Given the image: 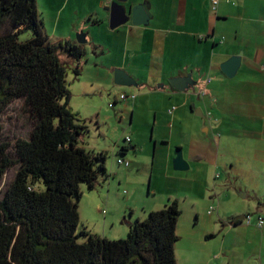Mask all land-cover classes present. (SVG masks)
Wrapping results in <instances>:
<instances>
[{"label": "rangeland", "instance_id": "1", "mask_svg": "<svg viewBox=\"0 0 264 264\" xmlns=\"http://www.w3.org/2000/svg\"><path fill=\"white\" fill-rule=\"evenodd\" d=\"M251 10L245 15V22H237L240 26L234 25L233 20L219 23L213 66L189 72L182 91L174 89L170 80L163 89H159L162 84L155 82L154 70L159 71L158 65L167 67V71L177 70L168 61L145 64L139 60L137 66L141 68L136 79L133 78L139 86H117L114 71L124 70H112L117 63L113 53L103 56L90 37L81 45L84 55L78 62L56 44V54L68 66V108L87 128L80 146L94 153H106L107 171L113 173L108 178L110 187L107 178H101L94 190L80 184L78 233L86 231L109 240L125 239L129 225L176 202L181 214L176 226L179 240L175 251L182 256L181 248L190 237L205 241L211 234L209 231L217 233L222 229L216 211L208 214L221 199L228 213L250 216L251 220L250 225L234 227L226 237L223 264L247 261L264 264V236L260 239L264 226L261 230L256 226L258 216L264 219V89L258 90L256 86L264 73H260V64L250 58L256 56L255 49L264 43V14L258 9ZM211 15L215 18V11ZM31 38V32H24L18 39L24 42ZM226 46L237 47V53L244 55L232 79L220 69L230 58L226 56ZM185 53L187 63L194 62L196 50L190 47ZM77 63L80 71L76 77L73 69ZM208 79L210 83L204 88ZM202 90L205 97L197 99ZM134 95L136 108L132 104ZM121 96L124 99L120 100ZM193 102H196L194 109ZM171 107L177 108L173 118L167 114ZM197 110L205 115L210 111L218 124L208 128V122L196 114ZM206 127L208 133L204 132ZM31 129V122L22 112V102L11 103L0 117V145H8L6 153L10 159H17L15 144L27 139ZM123 146L127 148L124 153L120 150ZM132 146L134 150H130ZM177 151H181L188 170L175 169ZM119 158L130 163V168L119 167ZM17 169L16 165L5 172L0 182V200ZM36 187L40 192L45 190L42 182ZM239 193L245 197L241 198ZM219 232L208 242L216 245L223 236ZM84 241L85 238H80L78 243Z\"/></svg>", "mask_w": 264, "mask_h": 264}, {"label": "trees", "instance_id": "2", "mask_svg": "<svg viewBox=\"0 0 264 264\" xmlns=\"http://www.w3.org/2000/svg\"><path fill=\"white\" fill-rule=\"evenodd\" d=\"M43 28L36 0H0V117L19 100L32 125L15 144L16 160L0 145V182L18 166L0 200V264H177L176 202L129 225L125 239L77 232L80 184L94 190L109 177L107 154L80 146L87 128L68 108V66ZM24 32L32 38L20 42ZM58 45L75 62L84 55L81 45Z\"/></svg>", "mask_w": 264, "mask_h": 264}, {"label": "crops", "instance_id": "3", "mask_svg": "<svg viewBox=\"0 0 264 264\" xmlns=\"http://www.w3.org/2000/svg\"><path fill=\"white\" fill-rule=\"evenodd\" d=\"M36 4L43 20L44 33L52 44L69 42L77 45V35L84 33L86 39L90 37L96 48L101 49L103 56L113 53V59L117 63L112 65V70L114 68L123 69L129 76L136 79L137 71L141 68L137 66L138 62L150 64L168 61L177 70L167 71V67L157 66L159 71L154 70V78L157 80L155 82L163 85L159 89L165 88L167 80L171 82L184 80L193 70L199 72L213 66L215 43H218L215 40V31L220 22L227 23L233 20L234 25L238 26L237 22H245V15L251 12V9H258L264 14V0H217L215 9L212 0H126L119 3L126 10L140 4L148 5L152 16L149 25L138 27L129 21L127 24L111 30L109 28V12L105 11V8L108 7L105 0H36ZM213 11H215V18L211 15ZM209 37L212 38L211 41H209ZM104 38L105 42L102 41ZM190 47L194 48L197 53L194 62L187 63L188 61L184 57H186V49ZM226 50L228 51L226 56L231 57L238 54L237 47L226 46ZM255 50L256 56H250V58L260 64L259 70L263 74L264 43L260 44L258 50ZM59 55L61 57V53ZM110 56L112 57L111 54ZM129 60L132 61L128 65ZM242 60L243 57H241V64ZM148 67L151 68L150 65ZM157 72L159 73L157 74ZM256 86L258 90L264 89V76ZM188 97H186V104L190 100ZM198 97L202 98L203 96L197 95V99H199ZM215 100L214 98L211 102ZM132 104L133 108L137 107L136 96L132 99ZM202 104L205 105L203 101ZM195 105L196 102H193L191 108L194 109ZM176 110V107H171L167 114L173 118ZM211 116L212 121L204 118L208 122V128L209 126L215 127L219 122L212 113ZM216 135L218 136V134ZM127 168H130V163ZM111 175L113 173L109 174V177ZM109 177L107 180L110 187ZM214 207L219 221L223 224L222 229L219 230L223 233L221 240H218L216 245H212V241L208 242L209 239L216 237L219 231L217 233L209 231L211 234L208 237L205 236V241L200 237H196V239L190 237L181 248L182 256L175 251L177 264H223L226 262V255H224L227 245L226 237L234 227L245 223L241 222L233 226L232 220L241 214L234 216L231 215L232 213H228L223 200H217ZM263 226L259 229L261 230ZM263 236L264 234L261 233V240H263ZM261 244L259 253L262 254ZM236 253L239 254L237 251ZM242 264H249V262Z\"/></svg>", "mask_w": 264, "mask_h": 264}, {"label": "water", "instance_id": "4", "mask_svg": "<svg viewBox=\"0 0 264 264\" xmlns=\"http://www.w3.org/2000/svg\"><path fill=\"white\" fill-rule=\"evenodd\" d=\"M126 0H114L112 1L107 8H105V11L109 12V28L111 30H115L119 28L120 26H123L127 24L129 21L134 26H148L149 21L151 19V14L148 9V5L146 4H140L137 6H134L133 8H130L129 10H126L125 7L120 6V2H125ZM77 43L79 45H83L87 43L86 35L83 33H80L77 35ZM243 53L240 52L237 55L231 56L228 60L223 62L220 65L221 72L229 79H232L235 77L237 71L240 68L241 65V57ZM114 83L117 86H124V87H138V84L136 81L129 76L125 71L122 70H115L114 71ZM187 83L186 79L184 80H178L172 82V86L174 89L182 91L183 87ZM196 114L199 117H203V113L201 110H197ZM204 132H208V129L205 128ZM130 150H133L132 147H130ZM174 167L176 170L179 171H186L188 170V165L183 161L181 151H177L176 157L174 159ZM239 196L241 198L245 197V194L239 193ZM245 216L240 215L235 217L232 220L233 226H236L239 222H243Z\"/></svg>", "mask_w": 264, "mask_h": 264}, {"label": "built area", "instance_id": "5", "mask_svg": "<svg viewBox=\"0 0 264 264\" xmlns=\"http://www.w3.org/2000/svg\"><path fill=\"white\" fill-rule=\"evenodd\" d=\"M113 0H105V3L106 4H110ZM213 1V4H214V9H215V5L217 4V0H212ZM210 83V80L208 79L207 82L205 83L204 85V88ZM206 93H205V90H202L201 92H199V95L200 96H204ZM135 96H132V99H134ZM120 100L121 99H124V96H121L119 98ZM113 105L110 104V107H112ZM207 117H208V120L212 121V116L210 113L207 114ZM126 142L130 143V139L129 138H126ZM117 163L119 165H124L125 167H128L129 166V163L127 161H124L123 159H118L117 160ZM215 210V207H211L208 214H211L212 211ZM243 223H245L246 225H250L251 224V220H250V216H245L244 220H243ZM264 225V219L261 217V216H258L257 218V221H256V226L258 228L262 227Z\"/></svg>", "mask_w": 264, "mask_h": 264}, {"label": "flooded vegetation", "instance_id": "6", "mask_svg": "<svg viewBox=\"0 0 264 264\" xmlns=\"http://www.w3.org/2000/svg\"><path fill=\"white\" fill-rule=\"evenodd\" d=\"M208 113H210V112H208ZM208 113H207V114H208ZM210 114H211V113H210ZM203 118L208 119L207 115H205V114H203Z\"/></svg>", "mask_w": 264, "mask_h": 264}]
</instances>
